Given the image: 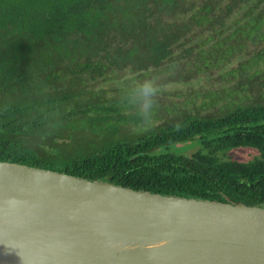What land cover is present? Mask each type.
I'll list each match as a JSON object with an SVG mask.
<instances>
[{
  "label": "trees",
  "instance_id": "16d2710c",
  "mask_svg": "<svg viewBox=\"0 0 264 264\" xmlns=\"http://www.w3.org/2000/svg\"><path fill=\"white\" fill-rule=\"evenodd\" d=\"M0 161L264 207V0H0Z\"/></svg>",
  "mask_w": 264,
  "mask_h": 264
},
{
  "label": "water",
  "instance_id": "95a60500",
  "mask_svg": "<svg viewBox=\"0 0 264 264\" xmlns=\"http://www.w3.org/2000/svg\"><path fill=\"white\" fill-rule=\"evenodd\" d=\"M0 264H264V207L0 161Z\"/></svg>",
  "mask_w": 264,
  "mask_h": 264
},
{
  "label": "clouds",
  "instance_id": "9594fccd",
  "mask_svg": "<svg viewBox=\"0 0 264 264\" xmlns=\"http://www.w3.org/2000/svg\"><path fill=\"white\" fill-rule=\"evenodd\" d=\"M141 87L142 96L139 101L137 116L145 124L150 123L158 108L159 97L162 94V87L159 81L152 78L146 79Z\"/></svg>",
  "mask_w": 264,
  "mask_h": 264
},
{
  "label": "rangeland",
  "instance_id": "374dc122",
  "mask_svg": "<svg viewBox=\"0 0 264 264\" xmlns=\"http://www.w3.org/2000/svg\"><path fill=\"white\" fill-rule=\"evenodd\" d=\"M194 148H195V145L193 146V144H188V145H185L184 148L182 147L181 149H178V150L182 153L188 154V153L192 152L194 150ZM249 152H250L249 150L236 149V150L232 151V154H233V156L241 159V158L248 157Z\"/></svg>",
  "mask_w": 264,
  "mask_h": 264
}]
</instances>
